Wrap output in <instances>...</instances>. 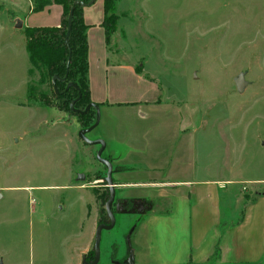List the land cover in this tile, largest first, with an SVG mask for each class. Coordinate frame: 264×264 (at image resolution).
<instances>
[{
	"label": "rangeland",
	"instance_id": "obj_1",
	"mask_svg": "<svg viewBox=\"0 0 264 264\" xmlns=\"http://www.w3.org/2000/svg\"><path fill=\"white\" fill-rule=\"evenodd\" d=\"M122 3L108 43L129 46V59L157 80L164 100L199 106L198 173L237 189L230 207L222 198L219 233L226 234L264 191L255 182L264 180V0ZM23 7L24 0H0V264H91L97 227L110 223L107 167L97 159L99 146L79 137L76 115L27 104L30 84L51 85L40 84L24 27L16 26ZM241 72L248 84L240 93ZM113 181L116 223L102 232L99 264H144V220L164 212L171 198L158 186ZM114 243L119 261L110 258ZM217 247L214 259L187 264H256L231 255L220 261Z\"/></svg>",
	"mask_w": 264,
	"mask_h": 264
},
{
	"label": "crops",
	"instance_id": "obj_2",
	"mask_svg": "<svg viewBox=\"0 0 264 264\" xmlns=\"http://www.w3.org/2000/svg\"><path fill=\"white\" fill-rule=\"evenodd\" d=\"M104 1L84 7V20L89 25L90 90L100 113L90 137L105 142L103 157L111 162L113 178L122 182L120 185L158 186L159 194L171 198L164 212H150L144 220L140 241L143 263L187 264L194 259H214L219 246L220 261L231 255L238 262L259 264L264 260V191L246 206L243 218L232 230L219 233L224 220L222 198L229 200L230 207L237 189L229 187L230 180L198 173L199 106L164 100L157 80L140 69L143 64L129 59V46L109 45L103 25ZM18 12L16 19L23 21L24 28L57 26L62 7L51 4L32 12L30 1L24 0Z\"/></svg>",
	"mask_w": 264,
	"mask_h": 264
},
{
	"label": "trees",
	"instance_id": "obj_3",
	"mask_svg": "<svg viewBox=\"0 0 264 264\" xmlns=\"http://www.w3.org/2000/svg\"><path fill=\"white\" fill-rule=\"evenodd\" d=\"M31 11L39 12L51 4L62 7L60 24L57 26H29L24 28L25 48L32 69L38 71L40 84L49 83L51 90L39 89L30 84L27 93L28 105H54L58 109L78 117L83 129L93 125L97 119V109L85 110L92 101L89 81V25L84 20V5L77 0H29ZM87 3L90 0H80ZM120 0H105V27L107 40L114 29L119 15L117 5ZM71 52V60L68 61ZM57 77V78H55ZM73 83V85H70ZM55 100H51V96ZM74 102V109L71 103ZM112 260H120L118 246L114 243L110 252ZM99 264V263H98ZM123 264V263H119Z\"/></svg>",
	"mask_w": 264,
	"mask_h": 264
},
{
	"label": "water",
	"instance_id": "obj_4",
	"mask_svg": "<svg viewBox=\"0 0 264 264\" xmlns=\"http://www.w3.org/2000/svg\"><path fill=\"white\" fill-rule=\"evenodd\" d=\"M95 1L96 0H90L87 3H82L80 0H77L75 2V4L81 3L84 6H89V5H92ZM16 26H17V28L23 27V21L20 18L16 19ZM70 60H71V52H70V57H69V61H68V67H69ZM55 78H57V77H55ZM235 84H236L237 90L240 93L244 91L246 85L248 84V81H246V79H245V72H241L235 78ZM70 85H73V83H70L69 86ZM91 107H95L97 109V119L93 125H91L88 128L82 129L79 133V137L91 145H100V148L97 152V159L107 167L106 181H107L108 186L110 187V198L106 204V210H107V213H108V216L110 219V223L98 225L97 230H96V235H95V258L91 264H98L100 261V246H101L102 232H103V230L112 229L116 223V219H115V216H114L113 211H112V204L115 200L116 190L114 188V182H113V166H112L110 161L106 160L103 157V152H104L105 147H106L105 142L103 140H90L87 137V134L90 133L99 123V120H100L99 107L95 103H91L87 106V108L85 110H77V112L85 114ZM71 108L74 109V102L71 103ZM78 178L83 179L84 175L79 174Z\"/></svg>",
	"mask_w": 264,
	"mask_h": 264
}]
</instances>
